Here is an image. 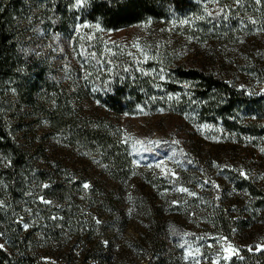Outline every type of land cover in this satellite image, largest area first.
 I'll return each mask as SVG.
<instances>
[{"label": "rangeland", "instance_id": "rangeland-1", "mask_svg": "<svg viewBox=\"0 0 264 264\" xmlns=\"http://www.w3.org/2000/svg\"><path fill=\"white\" fill-rule=\"evenodd\" d=\"M30 4L26 51L50 69L74 121L102 128L122 156L114 167L96 144L51 127L4 86L8 123L29 166L20 193L9 201L8 160L0 154V214L11 208L22 228L29 224L23 230L34 253L45 264H233L264 251L248 250L264 241V134L226 130L194 110L177 113L168 105L118 114L97 99L129 73L150 75L163 91L165 75L177 66L260 96L264 9L198 0L186 14L106 30L80 22L76 0H61L62 12L40 0ZM253 117L240 114L239 122L264 127ZM0 244L8 248L5 235ZM227 244L238 253L225 250Z\"/></svg>", "mask_w": 264, "mask_h": 264}, {"label": "trees", "instance_id": "trees-1", "mask_svg": "<svg viewBox=\"0 0 264 264\" xmlns=\"http://www.w3.org/2000/svg\"><path fill=\"white\" fill-rule=\"evenodd\" d=\"M40 1L54 11L64 10V7H60L61 0ZM196 1L83 0L82 4L77 5L75 13L80 22L99 23L106 30H119L147 19L186 14L194 10ZM238 1L248 8L260 6L264 9V0ZM31 10L30 0H0V154L8 160L3 175L9 201L20 193L29 159L13 138V130L8 123L5 85H10L18 102L26 105L34 114L41 115L51 127L70 132L83 143L96 144L101 151L110 155L114 167L122 159V156L119 159L121 150L118 145L102 128H87L74 121L71 103L52 78L50 69L38 65L26 51L23 25ZM234 13L238 15V9H234ZM165 76L169 82H162L163 91L153 85L150 75L137 77L129 73L118 76L108 84L107 89L97 93V99L118 114H134L139 108L152 111L168 105L177 113L194 110L204 122L219 124L226 130L251 136L264 134V127L255 125L254 121L246 125L239 122L240 114L264 120V93L260 96L249 95L197 68L177 66ZM122 155L129 164L130 155L126 152ZM0 227L8 242V248L0 250V264H45L34 253L30 234L15 221L11 208L0 214ZM233 264H264V251L233 259Z\"/></svg>", "mask_w": 264, "mask_h": 264}, {"label": "snow or ice", "instance_id": "snow-or-ice-1", "mask_svg": "<svg viewBox=\"0 0 264 264\" xmlns=\"http://www.w3.org/2000/svg\"><path fill=\"white\" fill-rule=\"evenodd\" d=\"M82 3H83V0H76V4H77V5H80V4H82ZM84 27H87V25H84ZM96 27H99V25H96ZM161 78H163V77H161ZM171 98H172V97H169V99H171ZM189 163H191V161H189ZM157 167H159V165H157ZM240 174H241L242 176H244L245 178H247V173L241 172ZM205 183H208V181H206ZM214 186L218 188V185H214ZM42 187L47 188L48 185H47V184H44V185H42ZM83 187H84L85 189H87V188H89V184L85 183V184L83 185ZM180 191H182V192H187L188 190H187L186 188H182V189H180ZM188 194H189V195H195V193H191V192H189ZM40 200H41L43 203H45V204H49V203H51V201L45 200L43 197H40ZM2 206H3V205L0 204V207H2ZM28 227H29V224H27V223L23 224V228H24V229H27ZM3 236H4V234H3V233H0V238H3ZM220 239H224V238H220ZM4 248H5V245H4V244H0V250H3ZM253 248H255L256 250H264V241H262L260 244H257V245H254V246H250V247L248 248V250H249V251H252ZM225 250H231V252H232L233 254L238 253V249L234 248L231 244H227L226 247H225ZM228 258H229V257H224V259H226V260H227Z\"/></svg>", "mask_w": 264, "mask_h": 264}]
</instances>
